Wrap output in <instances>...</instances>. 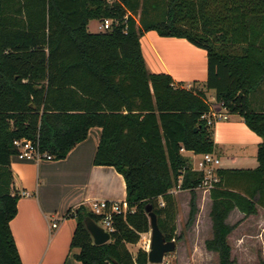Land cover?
<instances>
[{
	"label": "trees",
	"instance_id": "1",
	"mask_svg": "<svg viewBox=\"0 0 264 264\" xmlns=\"http://www.w3.org/2000/svg\"><path fill=\"white\" fill-rule=\"evenodd\" d=\"M117 19L109 30L90 32L91 20ZM185 38L206 51V80L190 87L165 72L147 69L140 47L144 32ZM264 0H0V264H22L9 227L19 193L10 158L15 139L28 138L62 159L91 127L101 129L93 164L112 166L125 182L126 215L113 217L110 240L94 244L86 206L69 210L76 220L70 250L82 264H149L147 251L132 254L149 230L150 204L166 240L175 234L176 198L190 192L188 222L197 212L202 172L183 151L214 152L205 91L239 115L261 141L254 168H217L209 191L212 235L205 249L218 264H235L229 236L238 222L226 219L264 209ZM256 264H264L260 257Z\"/></svg>",
	"mask_w": 264,
	"mask_h": 264
},
{
	"label": "crops",
	"instance_id": "2",
	"mask_svg": "<svg viewBox=\"0 0 264 264\" xmlns=\"http://www.w3.org/2000/svg\"><path fill=\"white\" fill-rule=\"evenodd\" d=\"M140 47L149 71L168 73L185 86L206 80V51L185 38L160 36L149 30L140 37ZM217 106L215 110L227 113L226 119L213 124L218 168L256 167L261 138L239 115ZM100 131L99 127H91L86 138L62 159L36 161L11 156L13 188L19 198L9 227L22 264H82L70 250L76 220L66 213L79 205L88 208L89 202L96 199L125 203L122 175L112 166L93 164ZM182 153L192 166L196 165L195 156L199 154ZM52 222L55 227H51ZM237 245L241 246L240 242Z\"/></svg>",
	"mask_w": 264,
	"mask_h": 264
},
{
	"label": "rangeland",
	"instance_id": "3",
	"mask_svg": "<svg viewBox=\"0 0 264 264\" xmlns=\"http://www.w3.org/2000/svg\"><path fill=\"white\" fill-rule=\"evenodd\" d=\"M96 23V20L89 22L87 28L90 32L97 31ZM195 86L203 88L200 84ZM213 94L212 90L205 91V96L210 106H214L213 108L217 109L219 107L214 100ZM251 99L253 108H257L258 103L261 104L264 99V84ZM195 157L198 161L200 155ZM172 193L176 198L177 204L175 234L172 238L176 242V247L174 251L165 253L160 264H218L217 254L206 250L204 246V241L212 235L209 216L211 205L209 192H204L200 189L195 190L197 212L191 222H188L190 192L188 190L175 189ZM237 211V209L231 211L226 219L229 224L238 222V225L229 236L235 264H256L260 257L264 258V209L259 208L255 215L250 216H244L243 213L239 212L240 215ZM149 240L150 230L142 233L136 244H127V247L132 254H136L138 248H143L147 251L149 249ZM238 242H240L241 246L237 245ZM241 254L243 257L242 261Z\"/></svg>",
	"mask_w": 264,
	"mask_h": 264
},
{
	"label": "built area",
	"instance_id": "4",
	"mask_svg": "<svg viewBox=\"0 0 264 264\" xmlns=\"http://www.w3.org/2000/svg\"><path fill=\"white\" fill-rule=\"evenodd\" d=\"M107 3H113L117 0H105ZM97 21V31H105L112 28V26H117L119 21L112 18H104ZM201 119L206 120L207 124L213 125L216 121L227 118V113H222L210 107L208 112L203 113L200 116ZM13 145L16 148L17 156L20 159H31V160H52L50 154L46 152H41L38 148L36 141L28 138L15 139ZM219 166V158L214 152H208L200 154V158L196 165L192 166L193 170H198L202 172V179L197 187L204 192H209L215 183L218 181L217 168ZM178 189V188H175ZM174 189V190H175ZM172 189L171 192H174ZM26 194V192H22ZM88 209L97 216L95 221L99 226H101L109 234L114 230L113 217L116 215H126L128 207L125 203L117 202L113 200L96 199L92 200L88 204ZM56 223L52 222L51 227H55Z\"/></svg>",
	"mask_w": 264,
	"mask_h": 264
},
{
	"label": "water",
	"instance_id": "5",
	"mask_svg": "<svg viewBox=\"0 0 264 264\" xmlns=\"http://www.w3.org/2000/svg\"><path fill=\"white\" fill-rule=\"evenodd\" d=\"M145 211L149 218L150 240L149 249L147 250V261L149 264H160L165 253L175 250L176 242L174 239L166 240L163 233L158 227L157 218L151 209L150 204L145 205ZM84 225L89 232L94 244H103L110 240V234L99 226L93 218L86 216Z\"/></svg>",
	"mask_w": 264,
	"mask_h": 264
}]
</instances>
